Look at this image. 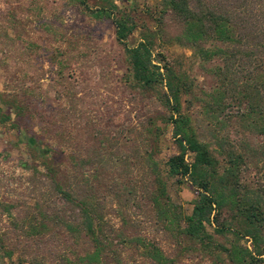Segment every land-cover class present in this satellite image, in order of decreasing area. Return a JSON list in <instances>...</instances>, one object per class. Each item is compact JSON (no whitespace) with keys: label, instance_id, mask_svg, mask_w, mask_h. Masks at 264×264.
<instances>
[{"label":"rangeland","instance_id":"1","mask_svg":"<svg viewBox=\"0 0 264 264\" xmlns=\"http://www.w3.org/2000/svg\"><path fill=\"white\" fill-rule=\"evenodd\" d=\"M162 1L0 0V113L11 116L0 122V264H83L91 250L87 239L68 234L62 225L42 226L40 207L49 214L60 211L62 217L78 211L51 182L46 164L52 160L63 189L72 188L77 176L80 199L90 197L111 223L105 264H153L130 243L135 238L158 245L175 264L218 261L159 221L149 201L154 170L146 162L148 153L184 218L191 216L199 192L189 177L168 173L167 163L182 152L168 124L172 111L154 94L132 87L130 60L116 40L113 20L90 13L110 3L127 11L138 27L128 48L138 47L148 32L156 33L155 55L186 73L198 93L210 91L215 86L210 65L174 42L181 27L171 15L160 19ZM16 105L22 115H16ZM193 159L186 154L187 164ZM245 178L253 183L262 179L257 170ZM220 223L240 231L227 209ZM209 231L228 248L236 239L221 236L216 227ZM239 242L253 251L250 237Z\"/></svg>","mask_w":264,"mask_h":264},{"label":"trees","instance_id":"2","mask_svg":"<svg viewBox=\"0 0 264 264\" xmlns=\"http://www.w3.org/2000/svg\"><path fill=\"white\" fill-rule=\"evenodd\" d=\"M78 1L85 5L84 0ZM161 7L160 19L171 15L181 27L174 42L192 49L201 63L210 65L208 71L215 81L210 91L198 93L186 73L169 68L162 55H155L156 33L148 32L138 47L128 48L127 40L138 27L127 11L114 3L110 8L89 10L97 19L113 20L116 40L126 48L130 60L132 87L154 94L172 111L168 124L174 127L182 152L169 160L168 173L189 177L199 192L191 216L184 218L176 211L166 182L157 174L158 163L151 152L146 156L154 170L149 201L165 228L173 233L174 228L179 230L180 237L215 256V264H264V0H163ZM2 102L11 106V101ZM15 107L16 115H22V107ZM195 108L197 113L192 111ZM8 120L10 115L0 113V122ZM153 128L160 131L155 123ZM187 153L194 157L191 165L186 163ZM46 169L65 203L77 205L78 211L62 217L60 211L49 214L40 207L42 226L57 223L68 234L87 239L91 250L82 263L105 264L110 246L106 228H111V223L90 197L80 199L77 176L75 185L64 190L53 160ZM250 170H257L262 179L257 183L246 180ZM226 209L240 224V231L232 224L220 223ZM212 227L221 236L236 238L229 248L215 240L209 231ZM245 237L252 239L253 251L240 244ZM130 243L144 251L153 264H175L147 239L135 238Z\"/></svg>","mask_w":264,"mask_h":264}]
</instances>
